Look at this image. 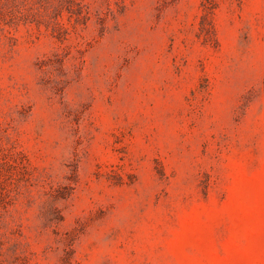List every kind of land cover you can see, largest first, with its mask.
Here are the masks:
<instances>
[{
    "label": "rangeland",
    "instance_id": "1",
    "mask_svg": "<svg viewBox=\"0 0 264 264\" xmlns=\"http://www.w3.org/2000/svg\"><path fill=\"white\" fill-rule=\"evenodd\" d=\"M0 264H264V0H0Z\"/></svg>",
    "mask_w": 264,
    "mask_h": 264
}]
</instances>
